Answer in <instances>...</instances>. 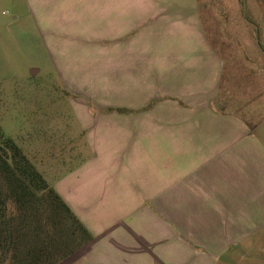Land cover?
<instances>
[{"label":"crops","instance_id":"obj_1","mask_svg":"<svg viewBox=\"0 0 264 264\" xmlns=\"http://www.w3.org/2000/svg\"><path fill=\"white\" fill-rule=\"evenodd\" d=\"M23 1L85 138L53 187L93 239L58 264H264V113L222 94L261 62L217 0Z\"/></svg>","mask_w":264,"mask_h":264},{"label":"rangeland","instance_id":"obj_2","mask_svg":"<svg viewBox=\"0 0 264 264\" xmlns=\"http://www.w3.org/2000/svg\"><path fill=\"white\" fill-rule=\"evenodd\" d=\"M207 6L221 44L256 47L261 62L247 70L226 64L224 74L232 73L235 84L222 91L224 107L231 95L232 108L264 113V0H217ZM48 49L29 6L23 0H0V125L53 186L71 171L73 152L84 151L85 138ZM238 55L252 63L246 53Z\"/></svg>","mask_w":264,"mask_h":264},{"label":"trees","instance_id":"obj_3","mask_svg":"<svg viewBox=\"0 0 264 264\" xmlns=\"http://www.w3.org/2000/svg\"><path fill=\"white\" fill-rule=\"evenodd\" d=\"M92 239L0 125V264H58Z\"/></svg>","mask_w":264,"mask_h":264}]
</instances>
